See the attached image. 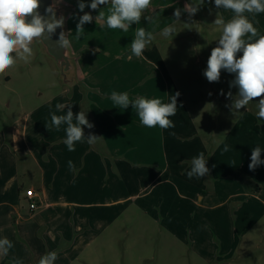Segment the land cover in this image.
I'll return each mask as SVG.
<instances>
[{"label": "crops", "instance_id": "1", "mask_svg": "<svg viewBox=\"0 0 264 264\" xmlns=\"http://www.w3.org/2000/svg\"><path fill=\"white\" fill-rule=\"evenodd\" d=\"M57 2L65 12L71 10L66 16L71 26L69 51L79 75L45 104L0 131V238L12 240L14 232L19 233L25 241L17 244L24 264L38 263L49 251L59 254L55 264L71 263L73 255L91 247L118 222L123 228L125 215L139 210L152 220L144 231H158L180 246L182 255L189 250L194 264H241L257 253L264 247V164L255 171L248 167L252 148L264 150V121L257 118L256 107L250 102L226 130L206 121L202 127L178 91L157 43L152 42L142 57L132 54L131 45L110 52L101 41L92 42L109 36L95 29L105 27V8L110 4L92 10L91 0H82L86 7L81 12V0ZM189 4L188 0H152L144 13L152 22L142 18L140 27L157 37L162 28L189 18L184 11ZM176 8L181 9L179 21L174 17ZM217 9L226 21L233 17L231 11ZM99 11L105 18L95 20ZM85 13L93 21L83 26L85 35L77 40L76 25ZM252 17L249 14L250 21ZM227 86L231 87L213 89L224 104L232 101L225 95ZM112 91L165 103L179 93L177 113L170 117L175 127L141 125L131 105L126 110L116 108L109 98ZM57 103L72 105L74 115L85 111L93 125L84 128L85 137L101 138L91 145L78 142L75 151H68L63 143L66 126L59 131L45 127ZM230 110L234 111L224 105V112ZM225 144L230 147L226 153ZM200 152L208 158L210 171L201 179H189L191 160ZM69 160L75 172L69 170ZM29 188L37 192L39 208L34 212L26 199Z\"/></svg>", "mask_w": 264, "mask_h": 264}, {"label": "rangeland", "instance_id": "2", "mask_svg": "<svg viewBox=\"0 0 264 264\" xmlns=\"http://www.w3.org/2000/svg\"><path fill=\"white\" fill-rule=\"evenodd\" d=\"M188 1L191 5H195V0ZM69 13L71 14V10L69 12L66 10L63 16L65 35L68 38L71 26L66 16ZM218 14L217 7L212 2L204 0L194 15L168 25L175 27L176 34L173 37L165 38L157 35L153 42L158 44L162 59L173 75L178 91L185 97L188 106L192 109V114L200 125L203 127L206 121V125L210 127L217 125L219 130L223 131L237 120L244 108L223 111L224 105L231 107L238 94V87L231 86L235 79L234 73L222 70L219 81L211 83L203 75L211 50L218 46V39L221 35V29L214 24ZM251 21L260 34H264V13L252 17ZM140 25V23L133 24L128 32L109 29L105 25L103 29H95V33H108L109 36L107 35L104 39H95L92 42L101 41L104 49L114 53L119 51L118 49L131 45L135 29L138 28L136 26L140 27ZM32 48L33 55L27 62L18 60L13 67L0 74V131H6L18 118L35 111L57 95L60 89L78 78L77 61L71 49L73 73L63 70L40 40H34ZM225 85L231 86L225 88L231 92L232 96L229 100L233 101L226 104L220 101L221 98L217 96V93H213V89L218 91L221 89L220 86L224 88ZM229 92L225 95L228 96ZM258 103L259 101L254 103L251 101L254 107ZM199 109H202L205 116ZM125 217L123 228L118 222L91 247L79 255H73L76 257L73 262H61V264H194L190 262L192 260L189 250H183L185 255H182L180 246L165 240V237L161 236L158 231L154 233L151 228L144 231L145 224H148L147 227L152 224V220L147 215L137 210L126 214ZM14 220L15 218L12 217L10 223L13 224ZM11 241L14 247L7 256H4L2 264H11L12 258L24 261L22 250L17 245L25 242L24 239L19 233L14 232ZM174 254H177L176 258ZM241 264H264V247L258 249L255 254H249Z\"/></svg>", "mask_w": 264, "mask_h": 264}, {"label": "clouds", "instance_id": "3", "mask_svg": "<svg viewBox=\"0 0 264 264\" xmlns=\"http://www.w3.org/2000/svg\"><path fill=\"white\" fill-rule=\"evenodd\" d=\"M204 0H195V5H186L184 11L194 15ZM111 5L108 8V15L105 23L109 29H120L128 32L133 24L137 25L144 18L152 22V17L144 16V13L151 7L152 0H91L92 10L98 9L100 5ZM217 8L231 11L233 17L225 20L223 16L217 15L214 24L221 29V35L218 39V46L211 50L207 60V68L203 72L206 79L211 82H218L221 71L234 73L235 79L231 86L238 87V94L231 108L240 110L245 108L254 98H260L256 105L258 111L256 116L264 121V34H260L254 23L249 20V14L256 16L264 13V0H214ZM40 0H0V74L13 67L18 60L27 62L33 55L32 42L34 40H43L45 35L49 38L57 28H62L64 24L63 17L57 19L54 9L48 7L47 13L51 14L50 19H45L40 15L38 9ZM86 5L79 2L78 8L84 11ZM181 9L176 8L174 12L175 20L179 21ZM28 17H31L29 20ZM104 19L105 13L99 11L95 17ZM93 16L85 13L79 17L76 25L75 39L79 40L85 35L84 25L91 23ZM186 26L188 24H185ZM176 34L174 26H166L160 33L161 36L173 37ZM155 40L153 32L147 31L144 27L135 29V36L131 41V52L135 57H142L147 47ZM57 44L67 49L71 47L70 39L61 32ZM238 53H242L237 57ZM131 58V57H129ZM179 93L171 95L170 101L165 103L161 99H148L144 96L130 98L127 92L112 91L110 99L116 108L126 110L131 105L139 117L141 125L147 128L159 126L162 130H168L175 127L170 119L177 113V97ZM232 96L231 92L228 97ZM67 108L66 114L57 115ZM55 112L50 111V123H45L49 131L55 128L57 131L64 128L66 138L63 143L68 151H75L76 143L87 142L95 144L98 139L93 134L86 138L84 128L91 129L93 125L88 121L85 111L73 113L72 105L57 103ZM174 135V133H172ZM230 150L229 145L225 144L223 152ZM264 152L261 147L256 146L251 150L250 171H255L258 166L264 164L261 159V153ZM207 159L204 152H200L191 160L190 170L186 175L189 179H201L208 175ZM215 167V165H214ZM68 168L75 172L74 163L69 160ZM14 244L8 238H0V255L7 256ZM58 252L49 251L42 255L38 264H55L58 259ZM11 264H23L20 259L12 258Z\"/></svg>", "mask_w": 264, "mask_h": 264}, {"label": "water", "instance_id": "4", "mask_svg": "<svg viewBox=\"0 0 264 264\" xmlns=\"http://www.w3.org/2000/svg\"><path fill=\"white\" fill-rule=\"evenodd\" d=\"M48 7H52L54 9L55 17L57 19L64 16L65 8L63 5H60L56 2V0H40V7L38 12L40 15L44 16L45 19H50L51 14L46 12ZM30 20L31 17H28ZM61 32L65 33L64 25L62 28H57L56 31L50 36V38L45 35L43 40H40L42 44L45 46L47 52L53 56L58 63L62 66L63 70L73 73L74 66L72 63V58L70 56L69 48L63 49L57 44V40Z\"/></svg>", "mask_w": 264, "mask_h": 264}, {"label": "built area", "instance_id": "5", "mask_svg": "<svg viewBox=\"0 0 264 264\" xmlns=\"http://www.w3.org/2000/svg\"><path fill=\"white\" fill-rule=\"evenodd\" d=\"M26 199L28 202V206L32 212L39 208V203L36 200L37 192L33 188H29L26 190Z\"/></svg>", "mask_w": 264, "mask_h": 264}]
</instances>
